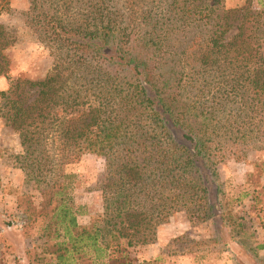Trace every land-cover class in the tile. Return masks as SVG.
Here are the masks:
<instances>
[{
    "label": "trees",
    "instance_id": "obj_1",
    "mask_svg": "<svg viewBox=\"0 0 264 264\" xmlns=\"http://www.w3.org/2000/svg\"><path fill=\"white\" fill-rule=\"evenodd\" d=\"M24 25L54 58L43 79H14L0 118L18 136L16 159L42 196L45 236L92 264H141L177 213L229 230L226 248L256 254L247 220L227 210L219 165L229 143L264 139V0H29ZM0 0V16L10 12ZM16 33L0 23V76L9 78ZM10 79V78H9ZM104 158L103 213L78 218L67 157ZM65 244V243H63ZM61 255L62 263L69 261ZM233 264H242L236 259Z\"/></svg>",
    "mask_w": 264,
    "mask_h": 264
},
{
    "label": "rangeland",
    "instance_id": "obj_2",
    "mask_svg": "<svg viewBox=\"0 0 264 264\" xmlns=\"http://www.w3.org/2000/svg\"><path fill=\"white\" fill-rule=\"evenodd\" d=\"M259 8L261 0H226L229 9L247 3ZM10 12L0 16V23L16 33L17 42L9 50V78L0 76V92L10 80L43 79L54 67V58L31 30L24 25L23 14L29 0H10ZM264 57V41L262 42ZM23 154L17 134L0 118V264H92L87 254L66 255L71 248L67 239L45 236L42 220L40 189L26 182L25 173L16 159ZM223 159L219 173L228 211L247 220L244 241L253 248L264 245V139L229 143L221 151ZM63 170L77 176L75 203L82 206L78 218L82 228L91 227L103 213V198L99 190L107 177L104 158L94 154L69 156ZM229 230L217 227L213 221L192 224L185 213H177L159 227L155 243L129 250L130 257L141 264H256L255 256L234 246L226 248ZM65 243V244H63ZM264 261V250L256 253ZM69 261L62 263L60 257ZM264 264V262L260 263Z\"/></svg>",
    "mask_w": 264,
    "mask_h": 264
}]
</instances>
